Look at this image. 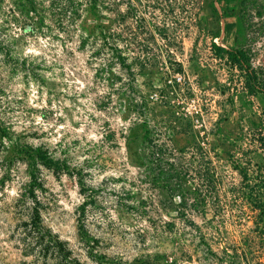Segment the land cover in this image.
Masks as SVG:
<instances>
[{"label":"rangeland","instance_id":"rangeland-1","mask_svg":"<svg viewBox=\"0 0 264 264\" xmlns=\"http://www.w3.org/2000/svg\"><path fill=\"white\" fill-rule=\"evenodd\" d=\"M249 186L264 0H0V264H258ZM36 209L66 256L23 252Z\"/></svg>","mask_w":264,"mask_h":264},{"label":"trees","instance_id":"trees-1","mask_svg":"<svg viewBox=\"0 0 264 264\" xmlns=\"http://www.w3.org/2000/svg\"><path fill=\"white\" fill-rule=\"evenodd\" d=\"M212 51L216 56H225L228 62L233 66L238 67H249V55L246 50L242 48H225L224 46L218 44L216 41L212 42ZM39 158L47 165H52L59 169L56 162L40 153ZM239 172L242 174L244 179L248 178V173L244 171L243 168L236 166ZM247 192H244L249 202L251 203L254 210H257L256 215L258 220V230L264 234V189L259 187L254 189L249 186ZM15 230L18 232V240L22 244L23 252H33L37 247L38 255L46 257L49 254H54L56 256H66L68 249L66 243L55 234L50 228L46 227L41 219L38 209L33 213L28 220H24L19 225L16 226ZM29 238H32L30 240ZM258 264H264V261H258Z\"/></svg>","mask_w":264,"mask_h":264}]
</instances>
